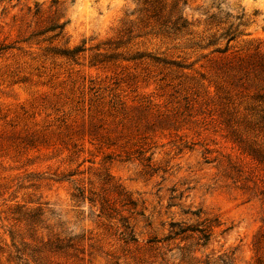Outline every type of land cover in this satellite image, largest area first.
Here are the masks:
<instances>
[{"label":"rangeland","instance_id":"374dc122","mask_svg":"<svg viewBox=\"0 0 264 264\" xmlns=\"http://www.w3.org/2000/svg\"><path fill=\"white\" fill-rule=\"evenodd\" d=\"M54 2L61 36L30 37ZM142 2L0 0V264H33L16 259L33 245L19 210H40L37 239L79 238L61 264H264V167L247 155L264 147V0H167L186 30L128 34ZM209 225L208 242L172 235Z\"/></svg>","mask_w":264,"mask_h":264},{"label":"trees","instance_id":"16d2710c","mask_svg":"<svg viewBox=\"0 0 264 264\" xmlns=\"http://www.w3.org/2000/svg\"><path fill=\"white\" fill-rule=\"evenodd\" d=\"M178 4L175 2L168 3L167 0H143L142 8L139 10V17L135 21H125L123 26H125L126 33L130 34L133 31L141 32L142 29L151 27V29H157L159 33L169 34L179 33L187 29L188 23L183 18L180 10L178 9ZM36 10L33 14V18L37 20V23H45V25L39 27V29L33 31L30 37H39L45 34L52 33L53 35L49 39H56L61 36L65 22H62L64 16V10L62 5L54 2L48 12L43 11L40 7H35ZM45 14H49L46 15ZM48 20V22H47ZM135 27V29H132ZM131 29V30H130ZM220 38L226 39V45L223 50H216L219 54H225L228 50L229 43L235 38L231 29L226 30ZM2 50V48L0 49ZM82 50L80 47H76L71 50L60 51V54L66 58H75L78 53ZM255 102L260 106L258 110V116L260 118V124L264 129V52L255 53ZM247 155L255 160L257 166L264 167V147L261 145H255V150L249 149ZM83 196V192L79 191L77 197ZM40 210H25L21 212L18 211L20 220L18 222H25L29 226L27 232H30V239L33 245L25 242H20L21 249L16 248V259L21 260V256H27V259L33 264H61L59 260L61 258L72 259L77 258L79 253L83 254V249L80 250L79 238L76 236L74 238H69L65 235L64 230L57 233H48L47 240L44 242L42 238H36V230L33 224L40 222L39 213ZM17 221V219H16ZM31 226V227H30ZM172 227H177L176 223H172ZM213 226L209 225L204 229L190 228V227H178L176 231H173V236L178 237L183 234H198V240H203L208 242L211 237V231ZM35 237L33 238V236ZM171 237H168L170 239ZM11 240L14 242L15 236L11 234ZM24 241V238H21ZM183 240V239H182ZM154 242V241H150ZM159 243L158 240H156Z\"/></svg>","mask_w":264,"mask_h":264}]
</instances>
